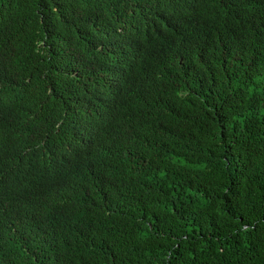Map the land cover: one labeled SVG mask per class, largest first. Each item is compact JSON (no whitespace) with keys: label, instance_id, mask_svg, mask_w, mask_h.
<instances>
[{"label":"trees","instance_id":"16d2710c","mask_svg":"<svg viewBox=\"0 0 264 264\" xmlns=\"http://www.w3.org/2000/svg\"><path fill=\"white\" fill-rule=\"evenodd\" d=\"M0 264H264V0H0Z\"/></svg>","mask_w":264,"mask_h":264}]
</instances>
